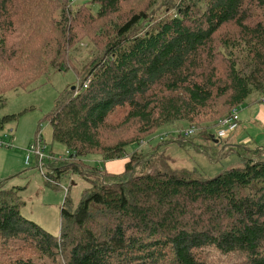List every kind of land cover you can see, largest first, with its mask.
<instances>
[{
	"label": "trees",
	"instance_id": "1",
	"mask_svg": "<svg viewBox=\"0 0 264 264\" xmlns=\"http://www.w3.org/2000/svg\"><path fill=\"white\" fill-rule=\"evenodd\" d=\"M127 1L85 5L89 15L104 19L120 14ZM158 1L167 7L163 16L148 9ZM73 3L35 0L34 6L41 12L60 7L54 23L65 36L71 21L84 16ZM254 11L262 18L251 20ZM32 13L24 1L0 0V109L8 93L30 90L50 70L62 69L58 53L38 59L32 45L23 48L29 45L27 26H41ZM51 23L34 37L37 44L56 34ZM113 28L104 53L92 57L77 85L65 89L46 116L54 142L69 152L68 160L48 162L53 189L71 173L90 187L76 208L65 198L55 236L22 215L24 189L0 181V264H264L263 149L238 146L245 152L239 153L243 166L212 178L162 168L137 174L141 165L153 164L163 141L146 157L128 153L133 143L164 128L178 133L180 124L218 122L234 108L262 100L264 0H154ZM15 119L0 117V129ZM119 132L111 142L109 133ZM12 136L5 138L12 142ZM41 136L39 127L33 141L44 143ZM90 155L105 162L131 158L123 173L113 174L76 162Z\"/></svg>",
	"mask_w": 264,
	"mask_h": 264
},
{
	"label": "rangeland",
	"instance_id": "2",
	"mask_svg": "<svg viewBox=\"0 0 264 264\" xmlns=\"http://www.w3.org/2000/svg\"><path fill=\"white\" fill-rule=\"evenodd\" d=\"M20 1L28 3L29 7L32 6L33 13L29 17L37 14L41 18L40 30H37L34 26H27V28H31L28 31L31 34L29 39H27L29 45H22L23 48L32 45L33 55L38 54V59L46 54L58 53V58H55V61H62V64H57V67L62 66V69L50 70L47 74L39 78L30 90H16L5 95L4 99L7 105L0 109V117L17 115V119L9 121L4 125L3 129H0V139L5 140L9 144V146L0 145V160L4 159L3 165H0V181H4V186L7 188H23L24 190L19 193L25 202L21 209L22 215L49 233L59 236L61 209L65 198L68 196L72 207L76 208L83 193L90 186L80 174H69V172L68 176L60 179V189H53L52 185L57 183L52 177L48 176L50 172L49 166L51 165L48 162L56 158L60 160H64L61 158H66L68 160L65 154L68 151L54 142L53 130L50 123L46 120V116L54 109L58 96L65 89L77 85L80 73L88 66L92 57H98L104 53L110 38L114 35V25L121 24L122 19L127 17L131 11L140 12L146 10L148 4L154 0H129L120 6V14L116 16L111 15L109 18L104 19L96 18V15H89L91 11L87 7L90 6L86 5H89L92 0H74L73 5H71L73 11H79L84 16H80L81 18L71 21L70 28H68V33L65 36L64 31L62 33L59 31L60 34L58 33L60 27H58L59 24L55 20H59L61 17L62 10L60 7L48 6L47 11L41 12L34 6L35 0L29 2L27 0ZM93 8L95 11L98 9L97 6ZM148 9L156 16H163L167 12V7L160 1ZM53 11L58 12L52 13ZM259 13L255 12L252 14L253 19L251 20L257 21L262 18ZM50 20H52L50 27L56 34H50L49 41H45V38L48 37L47 35L41 37L38 39L37 44L34 41V37L38 38L43 30L49 27ZM54 21L57 23H54ZM228 29L231 30V27L225 28L222 33L227 34L229 32ZM231 32L233 34L236 33L234 31ZM27 40H24V42ZM219 105L224 111L229 113L230 110L224 107L222 100ZM235 109L232 111H235ZM219 121L211 120L210 122L203 123L201 126H192L191 128L196 130L195 135L189 138L185 137L186 139L183 138V133L190 128H184L185 125L180 124L175 126V129H178V133L170 132L174 128H164L148 139L141 140V143H133L128 148V153H133L138 150L139 155H143V157L148 156L149 152L159 142L163 141L162 143L165 145L155 154L152 160L153 164L148 166L141 165L137 169V174L142 172L148 173L162 168L168 171L188 170L196 175L212 178L225 170L243 166V159L239 153L244 154L245 152L242 148L238 147L241 145L235 139H229V136H227L224 138V141L227 143V139H229V144H225V142L218 143L216 128ZM236 125L231 130V134ZM39 127L46 147L44 152L46 159L43 167L40 166L39 160L35 156H32L30 163L26 164L28 152L18 147L16 143H12L13 141L10 142L9 138H5L11 136L14 132L16 134L17 132L18 134L22 133L27 137V132L29 131H31L33 138H35ZM203 128H208L209 132L202 133ZM120 133H109L111 142L114 143L120 136ZM212 135L215 139L212 138ZM178 136L182 137L181 141L177 140ZM35 143V141H32L31 144ZM262 153L264 154V151ZM130 156H127L126 159L130 160ZM76 162L84 165L87 170H93L91 167L100 168L101 166L102 169L107 168L109 170L111 168L110 165H112L111 162L107 163V161H103L98 155H90L84 158V161ZM117 164L120 163L114 164L115 167ZM107 169L106 172H108ZM33 253L31 255H35L37 258L39 257L38 253ZM35 261L42 263L37 259Z\"/></svg>",
	"mask_w": 264,
	"mask_h": 264
},
{
	"label": "crops",
	"instance_id": "3",
	"mask_svg": "<svg viewBox=\"0 0 264 264\" xmlns=\"http://www.w3.org/2000/svg\"><path fill=\"white\" fill-rule=\"evenodd\" d=\"M238 114L239 121L233 125L234 127L237 124L235 127L237 130L234 129L231 134V130L233 129L232 127L230 133L228 134L229 139H235L239 145L248 147L250 149L260 148L264 150V97L261 101L253 102L247 106L239 108ZM239 125L240 127H238ZM12 138V143H16L18 147L25 151H27L28 146L33 141V135H31V131L27 132V137H25L22 133L18 134L17 132L16 134V132H14ZM229 139H227L228 144L230 143ZM221 142L224 143V139H222ZM227 143L225 142V144ZM3 160L4 159L0 160V165H3ZM128 161V159L107 161V163L111 162L112 165H110L111 168L109 170L107 168L106 169L108 172L113 174L121 173L125 169V165ZM116 163L120 164H117L115 167L114 164ZM100 169H102V166Z\"/></svg>",
	"mask_w": 264,
	"mask_h": 264
},
{
	"label": "built area",
	"instance_id": "4",
	"mask_svg": "<svg viewBox=\"0 0 264 264\" xmlns=\"http://www.w3.org/2000/svg\"><path fill=\"white\" fill-rule=\"evenodd\" d=\"M237 120H238V113L235 110V111H233V113L230 117L219 121V123L217 124V131H216L218 137H220V138L227 137L228 134L230 133V130L232 129L233 125L235 124V122ZM195 131L196 130H194V128H190L189 130L184 132V136L189 137V136L193 135L195 133ZM0 145H7V144L5 143V141L3 139H0ZM45 150H46V147L41 140H38L37 143L31 145L28 148V155L26 158V164H29L32 156H35L39 160L40 166L43 167L44 161L46 159V156L44 155ZM65 154L68 156L69 152H66ZM52 158H54V157H52ZM61 159H66V158H61Z\"/></svg>",
	"mask_w": 264,
	"mask_h": 264
},
{
	"label": "bare ground",
	"instance_id": "5",
	"mask_svg": "<svg viewBox=\"0 0 264 264\" xmlns=\"http://www.w3.org/2000/svg\"><path fill=\"white\" fill-rule=\"evenodd\" d=\"M236 111H237V113H238V111H239V108H237V109H235ZM233 113V112H232ZM239 121V114H238V120L236 121V122H238ZM235 122V123H236ZM216 131H217V129H216ZM183 135H184V133H183ZM194 135V134H193ZM193 135H191V136H193ZM216 135H217V133H216ZM191 136H189V137H191ZM185 137V136H184ZM189 137H186V138H189ZM217 138H218V140H222V139H224V138H220V137H218V135H217ZM8 146H9V144H7ZM32 158V157H31ZM31 160V159H30ZM30 163V162H29Z\"/></svg>",
	"mask_w": 264,
	"mask_h": 264
}]
</instances>
